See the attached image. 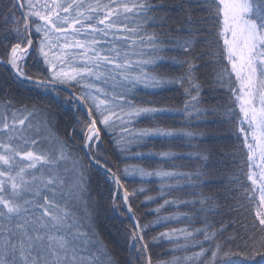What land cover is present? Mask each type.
Here are the masks:
<instances>
[{
  "label": "snow or ice",
  "instance_id": "obj_1",
  "mask_svg": "<svg viewBox=\"0 0 264 264\" xmlns=\"http://www.w3.org/2000/svg\"><path fill=\"white\" fill-rule=\"evenodd\" d=\"M173 12L179 28L169 24ZM0 32L4 33L0 43L6 42L7 57L0 65L10 75L6 82L46 93L56 104L67 103L73 112L83 107L87 117L76 121L81 125L84 157H80L52 131V114L39 112L35 105L14 109L11 100L0 102V264H120L86 211L90 169L102 172L103 180L110 183L113 202L115 193H122L128 213L133 212L131 200L138 195L144 196L146 204L157 198L148 195V189L129 191L125 187L117 174L120 169L113 170L106 158L101 131L113 137L121 152H131L133 145L153 136L202 138L204 133L162 127L130 131L140 117L155 119L174 111L141 106L136 102L137 90L169 85L183 89L184 106L179 111L187 121L216 115H223L226 123L235 119L233 109L201 107L205 103L201 83L205 77L197 75L201 72L210 77L209 85L227 90L242 114L238 130L244 134L249 169H257L246 176L249 187L259 191L252 222H241L246 218L241 209L245 200H255V192L248 195L239 177L232 179L238 186L228 190L235 203L225 208L236 218L228 224L218 222L219 228L209 222L224 207L215 197L194 192L199 199L164 198L184 187L200 188L210 182L204 178L211 176L207 171L212 167L211 149L196 153L204 167L195 172L125 167V180L155 176L175 181L159 189L160 208L199 204L194 210L204 216L205 226L171 229L146 239L152 225L134 220L129 237L135 256L124 264H153L150 244L161 239L175 245L172 252L191 255H174L168 260L158 257L155 264H256L257 257L264 262V0H181L173 5L166 0H0ZM180 34L185 38H177ZM33 35L38 37L35 44ZM209 35L214 39H202ZM201 44H215L216 49L198 54ZM172 51H180L184 58L165 55ZM30 58L45 65L41 75L24 71ZM165 63L178 65L183 73L169 77L158 72ZM73 89L78 92L61 99V91ZM156 155L181 158L173 152ZM187 155L190 158L192 153ZM181 180L187 184H180ZM78 205L85 210L77 211ZM183 218L192 217L185 213ZM164 219L179 220L181 215ZM229 227L234 233L225 236ZM221 237H225L223 241ZM228 245H235L236 250Z\"/></svg>",
  "mask_w": 264,
  "mask_h": 264
},
{
  "label": "trees",
  "instance_id": "obj_2",
  "mask_svg": "<svg viewBox=\"0 0 264 264\" xmlns=\"http://www.w3.org/2000/svg\"><path fill=\"white\" fill-rule=\"evenodd\" d=\"M6 2V0H5ZM169 5L179 4L181 0H166ZM203 16L204 13H197ZM19 18L18 13H16ZM173 19L169 20V24L180 27L179 21L175 18L176 13L173 12ZM153 29H149L152 31ZM155 31L160 32L162 29L156 28ZM4 33L0 32V39H2ZM177 38H185L182 34ZM38 37L33 35L34 44ZM209 41L214 37L209 35L202 37ZM6 43V42H5ZM5 43H0V60H6L5 55ZM215 44H201L197 48L198 54H203L207 51H215ZM167 57H176L183 59L180 51L167 52ZM208 59L207 57L204 58ZM204 60L200 61L203 63ZM45 65L37 64L34 58H30L27 61L24 71L33 75H41ZM158 72L165 74L169 77L180 76L183 73V69L178 65L171 63H165L161 68L157 69ZM208 73L211 70H206ZM46 75V73H44ZM199 76H204L205 79L201 80L204 83V95L202 99L205 101L201 107H216L220 109H233L236 118L230 122H224L225 117L223 115L209 116L206 119L192 120L191 122L185 119V116L179 110L184 106L183 89L179 85H169L163 88H141L137 90V103L141 106H152L172 109L174 111L167 115L150 119L147 117H140L130 125V131L140 130L144 128L162 127L169 130H190L196 133H204L205 135L190 139L183 136H176L170 138H164L161 136H153L147 138L140 143L139 146L133 145L131 152H121L117 146L112 142L113 137L104 134L102 129L101 134L104 139V151L106 158L110 161V166H113V170L118 167L120 171L117 172L121 176L125 187L132 191L134 188L148 189V195L156 197L155 202L144 203V196L138 195V198L132 199V207L137 220L141 224H151L148 229V235L146 239L151 237H158L160 233L170 231L171 229L179 228H202L204 224V216L200 214L198 210L200 205L196 204L194 208L192 206L178 205H166L164 208H160L163 204V198L159 189L167 184H174L175 181L161 180L159 177H151L147 179H141L133 176L127 180L124 179L123 169L125 167L131 168L132 166L142 167L147 171H179V172H195L197 169L204 167L201 161L196 158V153L203 152L207 149H211V159L209 163L211 168L207 169L211 173L210 177L204 179L210 182L204 184L200 188L184 187L179 191H174L171 194H166L164 198L169 200H196L198 196L193 195L194 192H202L204 196H212L216 198V203L224 206L221 208V214L212 215L209 217V222L216 224L219 228L220 221L228 224L232 219H235L233 213L225 211L228 205L234 204L235 200L231 198L229 189L235 188L238 185L232 183L234 177H239L244 188L248 190V195H252L255 192V200L249 203L244 201V208L241 209V213H246V218L242 223L250 224L252 222V212L255 210V204L259 199V191L255 186L249 187L251 181L247 180V173L252 169H249L250 161L247 160V148L245 147L244 134L239 132L238 120L242 119V114L239 113V106L232 103V97L229 95L226 89H220L218 85H209L207 82L210 77L206 76L204 72L198 73ZM10 80L9 69L0 65V102L5 100H11L14 109H22L23 106H27L29 109L35 105L36 109L41 113H50L53 115L52 123L55 127L52 131L58 135L61 139L65 140L70 148L75 150V153L80 157H84L83 149L81 145V136L79 134L81 125L76 121H85L87 119L85 111L80 108L78 112H73L70 106L65 103L63 106L53 102L52 98L43 92L38 93L35 89L29 91L27 88H19L6 81ZM186 86V85H185ZM210 88H214L215 91H211ZM78 92V90L74 89ZM61 99H65L70 95L61 91ZM37 119H40L38 116ZM27 123V122H26ZM247 127V123L244 124ZM76 129V131H71ZM69 135L72 139H69ZM119 135V133H115ZM189 145H192L191 147ZM164 152H173L178 154L179 159H165L156 154ZM136 153L142 155L137 156ZM188 153H192L189 158ZM86 161V158H85ZM90 195L84 199L87 201V213L92 217L93 227L96 229L98 235L102 238L104 243L111 250L114 257L124 264L128 260L129 256L134 257V252L131 250V240L129 237V230L132 229L133 221L128 212L124 210L121 196L122 193H115V201L113 202L114 193L110 190V183H106L103 180V173L98 172L97 169H90ZM180 184L186 185L184 180L179 181ZM243 194V190L241 195ZM114 205L116 206L114 208ZM160 208L157 213L155 210ZM84 206L78 205L77 211L83 212ZM189 214L191 219H184L183 214ZM175 214H180L179 220H166L165 217H170ZM157 221H159L157 223ZM234 233V229L229 227L225 236H230ZM225 237H221L223 241ZM203 239V237H199ZM209 245H206L208 247ZM175 245L167 242L164 239L159 240L156 244H150V251L153 257V264L159 257L160 259L168 260L172 256L191 255L189 253L172 252L171 250ZM235 249V245H228ZM199 249H196L198 251ZM218 264L220 262L218 261ZM256 264H264L261 262L260 257L256 258Z\"/></svg>",
  "mask_w": 264,
  "mask_h": 264
},
{
  "label": "water",
  "instance_id": "obj_3",
  "mask_svg": "<svg viewBox=\"0 0 264 264\" xmlns=\"http://www.w3.org/2000/svg\"><path fill=\"white\" fill-rule=\"evenodd\" d=\"M32 39H33V38H32ZM64 91H66V92H68L69 94H71V92L74 91V90H64ZM82 108H83V107H82ZM83 109H84V108H83ZM84 111H85V110H84ZM129 215H130L131 219L133 220V222H134V220H137L136 217H135L134 211H133L132 213H129Z\"/></svg>",
  "mask_w": 264,
  "mask_h": 264
},
{
  "label": "rangeland",
  "instance_id": "obj_4",
  "mask_svg": "<svg viewBox=\"0 0 264 264\" xmlns=\"http://www.w3.org/2000/svg\"><path fill=\"white\" fill-rule=\"evenodd\" d=\"M246 122V121H245ZM249 136H250V133H249ZM249 143L251 142V139H249V141H248ZM252 171H257V169L256 168H252ZM134 256H135V252H134V254H133Z\"/></svg>",
  "mask_w": 264,
  "mask_h": 264
},
{
  "label": "bare ground",
  "instance_id": "obj_5",
  "mask_svg": "<svg viewBox=\"0 0 264 264\" xmlns=\"http://www.w3.org/2000/svg\"><path fill=\"white\" fill-rule=\"evenodd\" d=\"M129 214V213H128ZM137 219V218H136Z\"/></svg>",
  "mask_w": 264,
  "mask_h": 264
}]
</instances>
